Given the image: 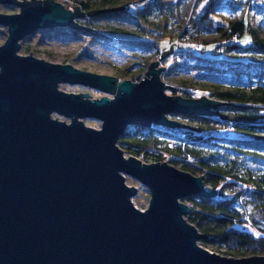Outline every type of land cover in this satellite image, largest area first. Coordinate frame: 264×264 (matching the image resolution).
Returning a JSON list of instances; mask_svg holds the SVG:
<instances>
[{
  "label": "water",
  "instance_id": "water-1",
  "mask_svg": "<svg viewBox=\"0 0 264 264\" xmlns=\"http://www.w3.org/2000/svg\"><path fill=\"white\" fill-rule=\"evenodd\" d=\"M19 13H0L9 33L0 46V264H264V256L227 258L198 245L207 237L185 219V198L220 195L200 177L165 162L125 158L118 139L129 127H183L168 119L185 114L219 116L227 105L165 93L157 62L136 81H122L21 57L19 41L80 13L51 0H0ZM123 10L111 9L106 10ZM31 55V54H30ZM79 85L106 95L85 100L58 84ZM212 108V111L209 109ZM69 119L59 120L53 115ZM84 119L99 121L100 129ZM194 130V129H193ZM144 186L145 211L132 198Z\"/></svg>",
  "mask_w": 264,
  "mask_h": 264
},
{
  "label": "trees",
  "instance_id": "trees-1",
  "mask_svg": "<svg viewBox=\"0 0 264 264\" xmlns=\"http://www.w3.org/2000/svg\"><path fill=\"white\" fill-rule=\"evenodd\" d=\"M66 2L84 13L102 11L96 14L98 19L128 24L130 30L111 32L94 24L83 26L90 38L100 37L126 48L153 49L138 72L159 54V45L164 40L172 43L176 38L201 49L213 48L216 55L213 59L181 52L178 60L182 62L175 61L170 71L179 68L205 73L200 78L205 83L188 88L189 84L181 81L180 89L192 87L200 96L227 104L213 110L223 119L169 115V120L188 128L129 127L117 145L127 156L146 164L165 162L200 177L207 191L220 194L214 198L183 200L191 210L185 216L186 221L207 237L201 241L204 247L210 246L214 251L223 248L224 255L238 259L264 256V118L260 115L264 108V35L247 21L249 10L264 12V0ZM122 7L123 10L105 12ZM246 32L251 35V43L242 48L237 40ZM120 36L130 41L119 40ZM225 74L230 75L229 80L224 79ZM167 94L195 99L186 91L169 90ZM178 135L184 139L180 140Z\"/></svg>",
  "mask_w": 264,
  "mask_h": 264
},
{
  "label": "rangeland",
  "instance_id": "rangeland-1",
  "mask_svg": "<svg viewBox=\"0 0 264 264\" xmlns=\"http://www.w3.org/2000/svg\"><path fill=\"white\" fill-rule=\"evenodd\" d=\"M23 2V0H18ZM32 1V0H25ZM36 1H46V0H36ZM56 4H60L64 11L73 12V8H78L80 13L85 14L77 6L67 4L66 0H51ZM9 5H0V13L3 14H13L17 13L16 8L10 9ZM94 15H84L82 17H74L70 20L69 24H76L78 27H83L84 23L98 26L100 30L105 32H111L113 30H130L128 24L125 23H114L112 21L101 20L95 17ZM247 21L253 29L260 31L264 35V12H260L256 9H251L247 12ZM82 31L86 32L85 34H79L77 32L73 33L72 31ZM88 29H76L70 26H54L51 28L40 29L35 34L25 37L20 41V49L16 53L21 57H33L37 60L44 61L47 63L57 64V65H69L76 70L84 71L96 75L108 76L113 79H116L117 83L122 81H136L138 78H142L148 72V69L151 64L157 62L156 70L165 69L160 72V80L164 84V87L173 88L175 91H186L190 96L195 99L203 98L199 93L192 90H186L181 88V81H186L190 86L195 87L197 83H205L204 78L205 73L200 72H191L186 71L185 69L175 68L172 71L171 65L175 61H178L179 54L181 52H192L193 54H198L204 58H216L213 48L207 47V50L196 47L193 44H189L183 40H178L173 38L170 43L168 40H164L160 43L158 50L160 51L149 63L148 66H144L142 71H137L142 65H144L145 60L153 54V49L148 47L145 48H136L120 46L117 43L111 44L106 42L100 37H89L87 33ZM109 34V33H108ZM8 35L7 27L0 26V46L4 43ZM119 40H128L127 37L120 36ZM234 42V41H233ZM235 43V42H234ZM237 43L242 48H248L251 43V35L246 32L238 40ZM31 54V55H30ZM177 59V60H176ZM220 61L221 57L218 58ZM222 62V61H221ZM225 69V67L222 66ZM198 77V78H197ZM225 80H229L230 75H223ZM194 82V83H193ZM195 89V88H193ZM58 90L66 94L74 95H85L89 97L83 98L85 100H99L100 98L107 96L112 100V96L106 95L102 92H98L83 86L79 85H69L65 83L58 84ZM171 89L165 90L167 91ZM168 95V94H167ZM170 96V95H169ZM208 99V98H207ZM209 100V99H208ZM262 110H264L262 108ZM212 111V108L209 109ZM261 115V114H260ZM262 116V115H261ZM54 118L59 120H65L69 123V119L53 115ZM216 117V116H212ZM87 127L94 129H100L101 123L99 121L93 120H83ZM175 122V121H174ZM179 124V123H178ZM180 140L184 138L181 135H178ZM125 158H128L126 154ZM141 161L140 159H138ZM142 162V161H141ZM144 163V162H143ZM146 164V163H145ZM126 184L131 187H136L138 193L135 197L132 198L134 205L145 211L148 206L150 194L148 190L141 186L138 182L132 180L129 177H126ZM200 247L208 250L211 253L227 257L234 258L232 256L224 255L225 249H220L214 251L212 247H204L201 242L198 243Z\"/></svg>",
  "mask_w": 264,
  "mask_h": 264
},
{
  "label": "flooded vegetation",
  "instance_id": "flooded-vegetation-1",
  "mask_svg": "<svg viewBox=\"0 0 264 264\" xmlns=\"http://www.w3.org/2000/svg\"><path fill=\"white\" fill-rule=\"evenodd\" d=\"M9 6H11L10 9H14V8L18 9V10H17V13H19V11H20V8H19V7H17V6H13V5H9ZM1 14H3V13H1ZM13 14H16V13H13ZM7 15H12V14H7ZM4 27H7V26H4ZM7 29H8V33H9V28L7 27ZM39 30H40V29H39ZM39 30H37V31H35V32H38ZM31 35H33V33L27 35L26 38H28V36H31ZM7 36H8V35H7ZM6 38H7V37H6ZM24 39H25V37H24ZM5 40H6V39H5ZM19 44H20V41H19Z\"/></svg>",
  "mask_w": 264,
  "mask_h": 264
},
{
  "label": "built area",
  "instance_id": "built-area-1",
  "mask_svg": "<svg viewBox=\"0 0 264 264\" xmlns=\"http://www.w3.org/2000/svg\"><path fill=\"white\" fill-rule=\"evenodd\" d=\"M179 61H180V62H182V60H181V59H179ZM263 109H264V108H263ZM260 114H261V115H262V117L264 118V110H261V111H260Z\"/></svg>",
  "mask_w": 264,
  "mask_h": 264
}]
</instances>
